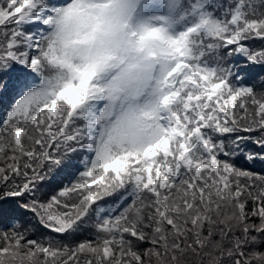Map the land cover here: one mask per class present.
<instances>
[{"label": "snow or ice", "instance_id": "snow-or-ice-1", "mask_svg": "<svg viewBox=\"0 0 264 264\" xmlns=\"http://www.w3.org/2000/svg\"><path fill=\"white\" fill-rule=\"evenodd\" d=\"M255 40L264 0H0V264H264Z\"/></svg>", "mask_w": 264, "mask_h": 264}, {"label": "trees", "instance_id": "trees-1", "mask_svg": "<svg viewBox=\"0 0 264 264\" xmlns=\"http://www.w3.org/2000/svg\"><path fill=\"white\" fill-rule=\"evenodd\" d=\"M224 2H227V0H224ZM25 30L28 31L31 29L26 27ZM249 45L254 48H259V47L264 46V43H262L259 40H255V41H250ZM257 72H258V69L253 70V72L250 74L247 80V83L252 84L255 89L260 90L261 87H264V85L261 84L260 77L256 74ZM4 104L5 105L7 104V100H5ZM2 117H3V107H0V118ZM241 135H245V134L241 133ZM253 135H257V134L253 133ZM245 148L246 150H251L253 152L262 151L261 149L256 148L254 145L250 143L247 144ZM235 162L243 168H247L254 172H259V173L264 174V163L260 162L259 160L255 162H249L245 160L243 156H238ZM71 175H72L71 169L61 170L60 173H58L50 181H47L44 185L41 186L42 191H44L46 194L54 193L57 188L62 187L63 184L67 183L71 179ZM107 203H111V202L110 201L106 202V205ZM15 215L22 225L29 228L30 238H41L42 236L53 235L51 233H48L43 228H40L38 225H36L34 218H32L30 214L24 213V212H18ZM86 237H89L88 233H85L84 236H77L75 237V239H83ZM58 239H61L66 242L69 240L68 237H58ZM142 247H146V245H143Z\"/></svg>", "mask_w": 264, "mask_h": 264}]
</instances>
